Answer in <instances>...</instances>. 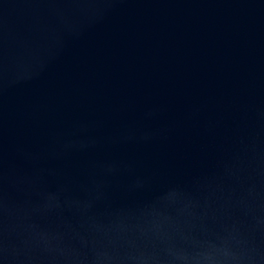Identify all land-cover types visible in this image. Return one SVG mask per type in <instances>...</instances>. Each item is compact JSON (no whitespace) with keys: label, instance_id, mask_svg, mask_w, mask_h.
<instances>
[{"label":"water","instance_id":"95a60500","mask_svg":"<svg viewBox=\"0 0 264 264\" xmlns=\"http://www.w3.org/2000/svg\"><path fill=\"white\" fill-rule=\"evenodd\" d=\"M0 264H264V0H0Z\"/></svg>","mask_w":264,"mask_h":264}]
</instances>
